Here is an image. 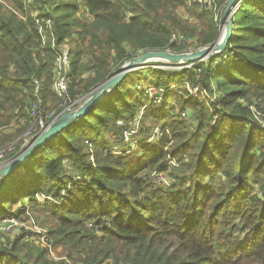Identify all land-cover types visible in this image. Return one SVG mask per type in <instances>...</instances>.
Listing matches in <instances>:
<instances>
[{
	"label": "trees",
	"instance_id": "1",
	"mask_svg": "<svg viewBox=\"0 0 264 264\" xmlns=\"http://www.w3.org/2000/svg\"><path fill=\"white\" fill-rule=\"evenodd\" d=\"M215 2L213 11L185 0H0V149L29 127L35 103L63 110L60 46L73 63L68 105L146 52L212 45L229 0ZM242 8L221 54L127 74L0 177V223L12 227L1 231L0 264H264V0ZM147 82L164 90L160 107L138 89ZM139 114L164 134L141 156L112 157L110 136ZM20 116L27 122L9 130ZM169 144L179 166L167 163ZM34 217L47 246L35 224L25 229Z\"/></svg>",
	"mask_w": 264,
	"mask_h": 264
},
{
	"label": "water",
	"instance_id": "2",
	"mask_svg": "<svg viewBox=\"0 0 264 264\" xmlns=\"http://www.w3.org/2000/svg\"><path fill=\"white\" fill-rule=\"evenodd\" d=\"M238 0H229L228 5L224 12V18L226 21L224 34L218 36L217 40L209 47L194 53H181L173 54L167 51H149L138 57H135L123 64V66L116 71L109 79L95 87L86 96L82 97V103L78 106L75 111L63 112L58 115V119H55L48 128L42 131L26 148L22 153L10 159L6 164L0 166V177L10 174L14 169L26 162L33 152L43 143L57 135L61 130L68 127L72 123L80 120L92 107L98 102L104 99L107 94L117 85L119 82L126 77L129 72L144 67L142 64L147 61L148 58L157 57L153 61H166L184 63L190 65H196L205 61L208 57H213L221 54L228 44V41L232 34L233 22L231 20V14L233 8ZM132 62L131 65L127 66L128 63Z\"/></svg>",
	"mask_w": 264,
	"mask_h": 264
},
{
	"label": "rangeland",
	"instance_id": "3",
	"mask_svg": "<svg viewBox=\"0 0 264 264\" xmlns=\"http://www.w3.org/2000/svg\"><path fill=\"white\" fill-rule=\"evenodd\" d=\"M243 4V6L242 7H244L245 5H246V3H247V0H238L237 2H236V4H235V6H234V8H233V11H232V14H231V20H232V22H234V15L237 13V15H239L242 11H243V9L244 8H240V10L238 9L239 7V4ZM238 7V8H237ZM236 9H238V10H236ZM212 10L213 11H215V8H212ZM215 22L217 23V24H221V27H220V29H219V34H220V36H222L223 34H224V28H225V24H226V21H225V18H224V15L222 16V21H221V23H219V21L215 18ZM233 30V29H232ZM232 35V34H231ZM231 38V37H230ZM229 41H230V39H229ZM229 41H228V44H229ZM227 44V45H228ZM210 45H204V46H200V47H198L197 49L196 48H194L192 51H189V52H187V53H194V52H197V51H200V50H203L204 48H206V47H209ZM227 47V46H226ZM225 51V50H224ZM211 57V56H210ZM210 57H208V58H210ZM207 58V59H208ZM154 59H152V60H150V61H147V62H145V63H143L142 65L144 66L143 68L142 67H140V68H137V69H135V70H133V71H131V72H139V71H143V70H145L144 71V75L146 76V74H147V72H148V70H147V68H165V69H182V67H184L185 65H189L190 66V64H184V63H176V62H166V61H153ZM71 62V70H72V68H73V63H72V61H70ZM157 62H166V64L167 65H164V66H159L158 64H156ZM219 62V63H218ZM222 62V60H220V59H218V60H216L215 61V63L216 64H220ZM200 63V62H199ZM199 63H196V64H199ZM131 72H129V73H131ZM147 76H148V74H147ZM139 84H142V82L141 83H139ZM144 85H145V87L144 86H141V85H139L138 86V89H140V88H144L145 89V91H148V93L150 94V97H149V100H150V103H154V104H157V106L158 107H160L161 106V104L163 103V101H164V99H163V97H161L162 96V93L164 92V90H162V89H159V88H157V87H154V86H150L149 85V83L147 82V84H145L144 83ZM150 86V87H149ZM187 86V85H186ZM94 89V88H93ZM92 89V90H93ZM191 90V92H195V90H193V89H190ZM129 93H132V87H129V89L127 90ZM84 96H86V95H84ZM63 99V98H62ZM62 102H63V100H62ZM67 103H68V100H67ZM60 105V104H59ZM58 105V106H59ZM78 108V107H77ZM77 108H75L73 111H75ZM144 109V108H143ZM54 111H55V114H57V113H60L62 110H58L57 108H54L53 109ZM140 113H142L143 114V110L140 112ZM141 117H142V115L141 114H139L138 115V118L137 119H135L134 121H132L128 126H133L136 122H138L139 123V128H138V131L135 133V134H132V136H129V138H126L125 137V131H123L122 130V134H120V137L119 136H110V139H111V143H110V145L108 146V148H107V152H109L110 153V155L112 156V157H114V158H119V157H123V156H127V155H130V154H133V153H135V154H137L138 156H141V154H142V149H141V146H143V145H145V143H148V142H155L156 140H158V139H160V137L164 134V130H162L163 129V125H162V123H160L161 121H158V123H156L155 125H153L152 127H149L148 125H143L142 124V121H141ZM56 119H58V118H56ZM157 122V121H156ZM151 123H153V122H151ZM160 124H161V126H160ZM11 125H13V129H9V130H14V129H16V128H18V127H20L19 126V123H18V121H13L12 122V124ZM10 125V126H11ZM8 129V128H7ZM27 129V128H26ZM25 129V130H26ZM24 130V131H25ZM156 130H160V135H156V134H154V132L156 131ZM12 132H14V131H12ZM167 132L169 133V130L167 129ZM39 135V134H38ZM37 135V136H38ZM155 135H156V137H155ZM169 135H170V133H169ZM36 136V137H37ZM20 137V136H19ZM19 137H17V138H19ZM35 137V138H36ZM152 137H155V139H153L152 141H149ZM16 138V139H17ZM34 138V139H35ZM10 142H7L6 144H4L3 146H5V145H7V144H9ZM3 146H2V148H3ZM29 147V146H28ZM27 147V148H28ZM170 144H169V146L166 148V152H167V154H168V161H167V163H168V165L169 166H179V162L176 160V158H174L171 154H170ZM93 156V155H92ZM91 158H93V161H94V156L93 157H91ZM160 174V176L161 177H163V180L165 179L166 181H158V182H161L162 184H164L165 186H173L171 183H172V181L171 180H169L168 179V177H167V173H164V172H159ZM167 180H168V183H167ZM39 199L40 200H44L45 199V197H44V195H39ZM35 218V217H34ZM34 218H32L28 223L27 222H25V229H29L30 227H32V229H33V226H34V224L35 225H37L39 228H41L40 226H42V228H44V229H47V228H45L44 227V225H42L41 224V219H34ZM34 221V223H33V221ZM12 222H14V221H12ZM16 224V223H15ZM7 228H10L11 229V226H10V223H8L7 221H3L2 223H0V239L2 238V233H1V231L2 230H6ZM4 237V236H3ZM44 246H47L46 244H44ZM49 248V252H50V254L53 256V255H56V256H58L57 255V253H56V251L53 249V247L52 246H49L48 247Z\"/></svg>",
	"mask_w": 264,
	"mask_h": 264
},
{
	"label": "built area",
	"instance_id": "4",
	"mask_svg": "<svg viewBox=\"0 0 264 264\" xmlns=\"http://www.w3.org/2000/svg\"><path fill=\"white\" fill-rule=\"evenodd\" d=\"M186 5L191 6L193 4H198L200 6L206 7L208 9L215 8L216 10V2L215 0H185ZM31 2V0H25V3ZM243 6V4H239V8ZM236 9V10H238ZM24 19L25 17L22 16ZM221 27V26H220ZM70 47L67 44H64L63 46H60L58 48V78L57 81L55 82V91L59 96L63 98V102L60 104V106H64L63 110L60 113L55 114V111H48L45 112V108L40 109L39 105L35 103L31 109H29V115H30V125L29 127L22 132L19 138L13 140L11 143L5 145L3 148L0 149V166L6 164L10 160V156L14 158L15 156L19 155L22 153L34 140V138L40 134L42 131H44L48 126L52 124V122L58 117L59 114L63 112H69L73 111L75 108H77L78 105L82 103V99L76 100L74 102H71L67 105V100L69 99V88L72 83V79L70 76L71 73V64H70ZM191 66V65H190ZM189 67V65H185L182 68ZM44 115V116H43ZM49 120L46 122V120ZM27 122V119L20 116L18 118V123L19 124H24ZM139 128V123L136 122L132 127L128 126L125 131V137L129 138V136H132V134H135L138 131ZM156 135H160V130H156L154 132ZM155 135V137H156ZM155 137H152L149 141H152L155 139ZM93 161V158H91ZM159 172H154L153 175L158 179V181H166L165 179L163 180V177L159 175ZM170 180V179H169ZM168 183V180H167ZM172 184V183H171ZM14 224L17 225L18 222L15 220ZM11 226V225H10ZM12 228V227H11ZM10 230V228H7ZM6 229V230H7ZM34 229L38 232L41 233L44 231V234H42L41 240L44 244L47 245V237H46V231L39 228L38 226H34ZM57 260L59 259L58 257H55Z\"/></svg>",
	"mask_w": 264,
	"mask_h": 264
},
{
	"label": "bare ground",
	"instance_id": "5",
	"mask_svg": "<svg viewBox=\"0 0 264 264\" xmlns=\"http://www.w3.org/2000/svg\"><path fill=\"white\" fill-rule=\"evenodd\" d=\"M152 59H157V57L148 58L147 61H150V60H152ZM147 61H146V62H147ZM70 64H71V62H70ZM131 64H132V62L128 63L127 66H129V65H131ZM11 157H13V156H10V159H11Z\"/></svg>",
	"mask_w": 264,
	"mask_h": 264
}]
</instances>
